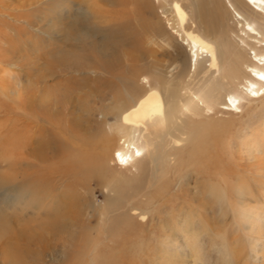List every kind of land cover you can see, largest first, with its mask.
<instances>
[{"label":"bare ground","instance_id":"bare-ground-1","mask_svg":"<svg viewBox=\"0 0 264 264\" xmlns=\"http://www.w3.org/2000/svg\"><path fill=\"white\" fill-rule=\"evenodd\" d=\"M68 1L72 4L54 7L55 16L45 18L51 20L47 26H50L55 36V47L52 48L48 45L44 47V43L41 46L32 43L30 49L24 48L23 43L28 44L30 38L25 39V32L5 20L11 18V15H6L0 10V109L3 112L13 103L24 112L16 117L15 126L12 128V160L7 166L0 165V198H8L16 219L24 220L29 225L34 224L35 229L43 225L48 242H63L65 249L62 256L66 255L68 243L72 244L82 238L84 228L88 227L90 217H94L91 215H95V212L99 215V227L103 231L107 230L106 233L109 229L115 231L116 228L132 226L131 221H141L140 227L149 225L148 220L144 221L148 217L146 212L133 202L134 197L140 199L139 193H133V189L129 192V189L105 183L106 177H95L97 169L105 170L109 162H114L120 167L117 174L129 179L147 169L149 162L146 160L149 159L152 160L153 169L159 171L163 160L171 161L177 157L173 152L164 156L161 151L163 146L169 142L173 145L170 146V151H178V148L184 147L188 142L189 135L182 126L187 116L197 117L200 112L208 114L219 110L238 118L239 124H244L245 128H251V125H246L244 121H251L255 111L260 108L259 105H264V0H157L158 4L152 0ZM169 1L176 2L177 12H166L169 10ZM58 2L59 0H56L52 3ZM158 9H162L166 15L169 14L166 19H169L172 29L189 48L190 63L186 54L182 64H179L171 53L170 65H166L164 59L144 65L145 60L156 59L158 54L155 50L142 56L144 40L148 42L153 39V43L146 45L157 49L160 44L157 41H161L160 47H163L172 39L165 44L161 37L151 35L147 39L144 33L145 35L139 37L146 39L137 40L138 37L137 41L132 43L122 38L123 36L118 38L112 35V32L106 29L108 26L115 28L111 27L115 20L124 22L123 26L130 28L132 26L128 24H131L130 18L133 16L147 23V19L143 18L145 13L150 11L155 17ZM113 12L120 15H113ZM178 14L188 18L190 23L187 27L180 23ZM226 17L233 20L232 25L226 22ZM11 20L14 21L13 18ZM194 20L198 21V26L193 29ZM27 23L29 27L35 26L32 20ZM5 29L12 30L14 35L9 36L3 31ZM191 29L214 44L216 51L203 46L196 37L189 38ZM17 39L22 42L21 45H18ZM171 47L183 51L179 43L174 42ZM14 66L23 67L27 71L17 76L9 73L7 78L1 77L6 67ZM240 79L245 83L242 84ZM101 90L102 95L97 104L101 103L105 109L116 105L114 109L116 117L119 118L104 130L103 139L107 140L100 142L104 144L103 155L96 160L81 157L79 161L71 160L72 162L65 165L68 155L61 134L64 131H60L66 128L67 131H72L71 134L76 140L88 143L91 135L85 129V132H82V126L78 124L81 122L78 111L87 113L88 110L85 111L84 108L90 105L89 102L93 101L95 94ZM84 97L88 99L82 101ZM117 100L120 105H117ZM102 108H97L98 125L105 127L102 123L106 115ZM159 117L165 128L162 133L157 131L156 127V118ZM245 128L241 130L242 143L236 147V152L243 163L259 161L257 154H264V133L254 138L260 140L257 145L253 143L252 136H245L251 131L247 132ZM260 129L264 131L263 120ZM234 140L224 138L226 146L223 151L217 152L221 158L225 156V152L230 151L229 147L233 146ZM262 159V162L247 167L240 163L236 181L230 178L228 171L215 174L217 180L213 184L209 183L208 202L202 205V208L207 209L213 199L217 200L219 207L230 205L233 219L245 225L248 233L263 235L259 229L260 223H264V193H254V185L249 178L253 173L264 174V158ZM3 169L12 174L2 175ZM125 171L129 174L126 175ZM62 180H65L66 184H62ZM253 180L257 181L256 178ZM95 181L107 201L112 203L115 200L113 207L104 205L106 211H102L104 207L92 188V182ZM60 184L62 185L59 187ZM207 211L205 217H209ZM111 212H116L119 219L115 226L108 223V214ZM183 213L182 209L179 210L178 216L181 218ZM216 213L222 215L223 208ZM167 215H172L171 211H168ZM171 219H174L173 216L164 219L160 236L156 235L157 254L153 256L152 264H179L177 259L181 258L184 245L178 246L182 241H176L178 234L184 241L195 243L198 248L203 238H211L210 230L215 231L216 228V224L211 225L209 221L210 229L204 225L201 231L199 227L190 226V219H186L188 223L183 222V218L178 223ZM0 220H3L2 216ZM176 224L178 232L172 229ZM224 224L225 221L222 225ZM216 229L220 230L210 240L216 252H223L226 257L229 256L225 251L228 247L232 251H239L241 239L238 235H235L236 244L233 245V242H228V229L223 231L220 226ZM231 230L234 231L232 227ZM34 232L40 235V231ZM0 236V251L8 254L10 248L4 245L12 241L4 239L1 230ZM152 247L153 245L149 244L146 250L149 251ZM141 249H138V252ZM175 250L179 252L172 258L169 254ZM254 254L253 264H264V258L259 257L257 247ZM227 262L229 264L228 259ZM246 263L252 264L251 259L247 258Z\"/></svg>","mask_w":264,"mask_h":264},{"label":"rangeland","instance_id":"rangeland-1","mask_svg":"<svg viewBox=\"0 0 264 264\" xmlns=\"http://www.w3.org/2000/svg\"><path fill=\"white\" fill-rule=\"evenodd\" d=\"M48 1H50L49 3H51V5H46L49 4L46 3ZM55 1L56 0H0V10H2L6 15H11V18H5V20H8L9 24L13 27L19 28L21 31L25 32V39L30 38L31 42L28 41V44L23 43L22 46L24 48L30 49L31 46H33L31 45L32 43H35L36 45L38 44V46H41V44L44 43V47L47 45L49 48L55 47L53 45L55 40L53 30L50 29V26H47V23H50L51 20H45V18L55 16L53 12L54 7L60 8L62 6H67L68 4H72V2L68 0H59L56 5L55 3H52ZM110 1L113 2L114 0ZM152 1H155L156 4H158L157 0ZM187 1L189 2L192 0ZM168 4L170 6H168L169 10L166 11L167 13H171V11L177 12L178 6L176 2L169 1ZM113 15L120 14H118L117 12H113ZM154 16L155 17L152 16L150 11L146 12L143 18L147 19V23L143 20L140 21L136 18V16H133L130 18L131 24H128L129 26H132L130 28H125L123 26L124 22L116 21L115 19L117 18H113V20L115 21L111 24V27L115 28H110L108 26V28L106 29L112 32V35L114 34L118 38L123 36L122 38L127 39L132 43L139 39L142 40L143 37H139V35L142 36L145 34L147 39H149L148 37L151 35L152 37H161L163 40H165V44L169 39H172L170 43L163 47H160L161 41L155 40L160 43L158 45L159 49H156V47L152 45H146L148 43H153V39H149L148 42L147 40H144L142 56L148 55L151 52H155V50H157L158 53L156 59L145 60V62L143 63L144 65L156 63L162 59L165 60L166 65H170L169 62H171V53L174 54L173 57L179 61V64H182L186 54V56L188 57V62L190 63L191 57L189 48L182 42L181 37L177 35L172 29L171 23H169V19H166L169 14L166 15L165 13H163L162 9H158L157 15L155 14ZM12 18L14 19V21L11 20ZM178 18L181 19L180 23L184 27H187L189 25L190 21L188 20V18H185L181 15H179ZM29 20H32L34 22V27H29V24L27 23V21ZM226 22H229L232 25L233 20L226 17ZM196 26H198V21L194 20L193 29L196 28ZM193 29H191L188 33L189 38L195 39L196 37L203 46L207 47L208 49L212 48L214 51H216L217 48L214 44L203 39L201 35L194 33ZM3 31L6 32L9 36L13 34V31L9 29H5ZM143 39L146 38L144 37ZM16 41L19 42L18 39ZM174 42L182 45L183 51H180L177 48V50L173 49L171 45L174 44ZM21 44L22 42L18 43V45ZM174 67L176 68L177 65H174ZM5 70L6 73L4 71H2L1 73V77L3 78H7L6 76L9 75V73L10 75L17 76L24 74V72L27 71L25 68L18 66L6 67ZM176 72L177 70L174 71V73ZM240 82L242 84L245 83L243 79H240ZM122 89L123 86H121L120 90ZM101 95L102 90L100 91V93L95 94L92 99L93 101L89 100L90 105L87 108H84L85 111L88 110L87 113H80L77 110L81 121L78 122V124H81L80 126H82L83 128L82 132L84 133L85 130L90 132L91 136H89V138L91 137V139L90 141H88V143L85 141L81 142L79 140H76L71 134L72 131H67L66 128L65 130L62 129L60 131H64L61 134L65 141L64 148L65 151L67 149L66 153L68 155V159L66 157L65 165L72 161L75 162L79 161L82 158L85 159L86 157H89L91 160L100 159V156L103 155V152L105 150L104 144L100 142H102L103 140H107L103 139L105 136L104 130H107L108 126L114 124V122L116 120H119V118L116 117L117 114L115 113L114 109L116 105L112 108L105 109L102 108L101 103L97 104L99 99L101 98ZM107 96L108 95L106 94V97ZM108 97V99H110V96ZM87 99L88 98L84 97L82 98V101H85ZM117 105H120V101L117 102ZM242 105L244 106L245 103H242ZM8 106L9 107L3 112H1L2 109H0V165L3 166H7L8 163H10V161L12 160V128L15 126L16 117H19L20 113H24L22 109L20 110L16 108L17 106L15 107V104L13 103ZM1 107L3 106L1 105ZM99 107L104 110V114L106 115L105 120L102 123L105 127L98 125L99 114H97V108ZM259 107L260 108L255 111L256 113L252 117L251 121H244L246 125H251V128H245L244 124H239L240 121L238 118L231 117L229 114L219 112V110L208 114H203V112H200L199 116L197 117L192 115L187 116L185 118L186 121L182 123V126L185 129L186 133L189 135L187 137L188 142L184 145V147L178 148V151H170V146L173 145H170L169 142H167L168 144L166 143L164 145L165 148L163 146V148L161 149L163 155L167 156L168 154L173 152L177 155V157L175 156L176 159L171 161L169 159L168 161L166 160V162L165 160H163L160 164L159 171L153 169V164L151 163L152 160L149 159L146 160V162H149L148 168L140 171V173L134 177L132 175L129 179L122 178L121 176H119V174H117L120 170V167L114 162H109L105 170H96V173H94L95 177H106L105 183L114 185L115 187L121 189H129V192H132L133 189V193H139V195L141 196H139L140 199L134 197L133 202L138 205L140 209L146 212L148 217H146L144 221H149L148 227H140L141 221H139L140 223L137 221H131L133 227L131 225L123 226L122 228H119L120 230L116 228L115 231H110L109 229L108 233H106L107 230L103 231V229L99 227V223L97 220V217L99 215L98 212H95V215H91L94 217H90L89 224H87L88 227L84 228V235L82 234L83 239L79 238L78 241L73 242L72 244L68 243L69 245H67L66 247V255L62 256L61 254L65 249L62 245L63 242H48L47 238L45 237L46 230L43 225L41 226V228L37 226L36 228L38 229H35V226H33L34 224L29 225L24 220H21L19 218L16 219L14 212H12V207L8 202V198L6 196L0 198V216L3 217V220H0V230L4 239L12 241L4 245V247L10 248L8 254L0 251V264H103V262L104 264H152L154 258L153 256L157 254L156 235L158 237L160 236V230L162 229L163 225L162 222H164V219L167 220L168 216H173L174 219L171 220H173L175 223H178L181 218L185 219L183 222H187L186 219H190V226H194L195 228L199 227L201 228V231H203L202 227L204 225H206V227L210 229L209 221L211 225L216 224V228L217 226H220L223 231L228 229V242H233V245L236 244L234 243L235 235H238L241 239V246L239 247V245H237V247H239V251H232L230 247H228L225 251L229 253V256L225 257L223 252L222 254H220L216 252V250H214L212 242L210 241L211 239H213V237H215V234L220 229L217 230L215 228V231L210 230L211 238L207 237L205 238L206 240L203 238V242L201 244L202 246L200 245L198 246V248H196L195 243L193 244L192 242L184 241L182 236L178 234L179 239L176 238V241L180 242L182 240L180 243H178V246H182L181 244L184 245V247H182L184 250L180 254L181 258L177 259V262L179 264H227V259L229 261V264H247V258L251 259V263L253 264V262L255 261V259L253 258L255 255L254 252L256 247L259 257L261 258L262 256V258H264L263 222L260 223L261 227L259 229L260 232H263V235L259 233L258 235H252L251 233H248V228H246L245 225H242V223L238 222V220L236 221L233 219V213L231 212L230 205H223L222 207H219L217 200L212 198L213 200L207 205L208 208H202L208 202L207 191L210 189L209 183L213 184L215 183L214 181L217 180L215 178V174L222 173L224 171L226 173L228 171L227 173L230 178H233V180L236 181V178L238 177V167L241 166L240 163H243V161L239 159L238 153L236 152V147H239V145L242 143L240 140V137L242 136L241 130L244 128L245 130L247 129V132L248 130H251L248 133L244 131V134L246 133L245 136H247L248 138L252 136L253 143L255 142L257 145L259 144L260 140L258 141L254 138H256V135L264 133V131H260L262 120L264 121V105L262 106L260 104ZM77 111L75 112V114H77ZM156 121L157 131L162 133L165 128L163 124L160 123L162 121L161 117L156 118ZM78 124L75 125L76 128ZM234 124H236V126H233ZM55 131L58 132L57 130ZM53 133L55 132H51V134ZM224 138L225 140L227 138H231L232 140L235 139V142L233 141V146L229 147V152L224 151L226 154L223 158H221V156L217 152L223 151V149L225 148L226 145L223 141ZM112 147L113 143H111L110 145V148ZM257 155H259V161H244L245 163H247H243L244 167H247L249 165L251 166V164L256 165L257 163L262 162L264 154ZM157 158L158 156L156 155L155 159ZM244 171L248 172V170L246 169H244ZM1 174L10 176V174L12 173L3 169L1 170ZM125 174L128 175L129 173L125 171ZM249 178L252 179L250 180V182L254 185V193H264V174L262 173L261 175H257L253 173V175H251ZM254 178H256L257 181L253 180ZM61 182L63 184L65 180H62ZM92 183V188L94 189L95 196L99 201H101V204L104 207L102 211L107 210L104 205H110L111 207H113L112 205L115 200L112 203L111 201H107L102 196L99 188L100 186H98L97 181ZM62 184L58 186L60 187ZM131 184L133 186H129ZM81 190L83 193L84 190L82 188ZM221 208H223V213L222 215H218V213L216 212H218V210ZM181 209L184 211V213L180 218L178 214L179 210ZM213 209L216 212H214ZM168 211H171L172 215H167ZM206 211L209 214V217H205ZM115 213L113 214L111 212L108 214V217L110 219V222L108 223L113 224L114 226L115 223L119 222V219ZM223 221H225L224 226L222 225ZM158 223L161 225H159ZM89 225L91 226L89 227ZM177 226L178 225L176 224V227L172 228L176 232H178ZM231 227L234 229V231L231 230ZM37 230L38 232L40 231L39 236L38 234H36V232H34ZM154 232L156 234H154ZM150 233H153V235H149ZM203 235L205 236L206 234L204 233ZM83 244H85L86 246ZM149 244L151 246L153 245L154 248L152 247L151 250L147 251L146 247ZM91 245L94 246L92 247ZM137 246L139 248H137ZM54 248L55 250L53 251ZM140 248L142 249L138 252V249ZM178 252V250H175L172 251L169 255H171L172 258H175V255Z\"/></svg>","mask_w":264,"mask_h":264}]
</instances>
